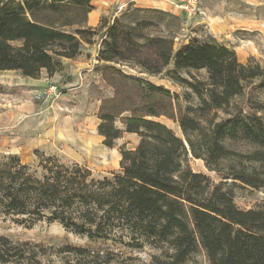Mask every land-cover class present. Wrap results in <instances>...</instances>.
Here are the masks:
<instances>
[{"label": "trees", "instance_id": "16d2710c", "mask_svg": "<svg viewBox=\"0 0 264 264\" xmlns=\"http://www.w3.org/2000/svg\"><path fill=\"white\" fill-rule=\"evenodd\" d=\"M93 9L92 0H0V71L52 77L62 59L75 58L101 33L97 59L107 64L100 75L112 95L101 99L97 134L109 148L124 133L138 142L119 148V172L110 178L37 150L35 166L3 156L0 215L59 222L91 238H125L131 247L149 243L161 250L159 264H185L199 248L208 264H264V208L240 209L232 192L236 185L264 191V104L249 112L238 101L247 84L264 80V67L239 62L211 38L174 51L181 22L173 14L129 6L91 27ZM162 73L188 85L198 103L183 109L177 94L145 78ZM162 119L177 124L181 136ZM189 155L219 181L194 172ZM66 251L89 254L68 245ZM24 258L3 240L0 264H24Z\"/></svg>", "mask_w": 264, "mask_h": 264}, {"label": "rangeland", "instance_id": "374dc122", "mask_svg": "<svg viewBox=\"0 0 264 264\" xmlns=\"http://www.w3.org/2000/svg\"><path fill=\"white\" fill-rule=\"evenodd\" d=\"M92 4V27H98L103 18L112 21L129 6L161 10L177 16L181 22L174 51L194 38H211L232 49L239 62L253 61L264 67V0H200V14L193 18H187L171 2L172 12L141 7V0H92ZM100 35L93 44L83 43L75 58L62 59L61 70L52 77L44 71L38 79L23 77L17 71H0V159L16 155L22 163L35 166L37 150L65 163L86 166L96 178H110L119 172V148H134L138 137L124 133L109 148L97 134L96 115L101 99L112 95V89L100 75L107 65L97 59ZM171 68L172 64L168 69ZM192 74L199 80L206 78L204 71ZM181 76L192 82L186 74ZM145 78L177 94L183 109L198 103L188 85L169 80L165 73ZM50 86H55V91H49ZM238 101L249 112L259 103L264 104V80L255 79L247 84ZM162 121L181 136L177 124ZM188 164L214 183L219 181V176L208 170L201 159L189 155ZM232 192L238 208H264V191L236 185ZM3 240L24 251V264H159L157 260L163 256L160 249L149 243L131 247L125 238H91L65 229L59 222L21 223L14 217L0 215V246ZM66 245L85 248L89 254L80 258L73 252H61ZM185 264H208L204 250L199 248Z\"/></svg>", "mask_w": 264, "mask_h": 264}, {"label": "built area", "instance_id": "2783aa9c", "mask_svg": "<svg viewBox=\"0 0 264 264\" xmlns=\"http://www.w3.org/2000/svg\"><path fill=\"white\" fill-rule=\"evenodd\" d=\"M172 6L184 12L187 18L200 14V0H170ZM55 86H50L49 91H55Z\"/></svg>", "mask_w": 264, "mask_h": 264}, {"label": "crops", "instance_id": "0c3cea01", "mask_svg": "<svg viewBox=\"0 0 264 264\" xmlns=\"http://www.w3.org/2000/svg\"><path fill=\"white\" fill-rule=\"evenodd\" d=\"M170 0H141V4H139L141 7H156L159 9H163V10H169L172 12V7H170L169 5ZM94 11V9L91 11V13ZM177 14V13H176ZM92 20V19H91ZM94 21V16H93V20L91 23H93ZM87 24L89 26H91L92 24H90V19L88 17V22ZM92 27V26H91Z\"/></svg>", "mask_w": 264, "mask_h": 264}, {"label": "bare ground", "instance_id": "6f19581e", "mask_svg": "<svg viewBox=\"0 0 264 264\" xmlns=\"http://www.w3.org/2000/svg\"><path fill=\"white\" fill-rule=\"evenodd\" d=\"M91 14V13H90ZM90 14H89V16H90Z\"/></svg>", "mask_w": 264, "mask_h": 264}]
</instances>
